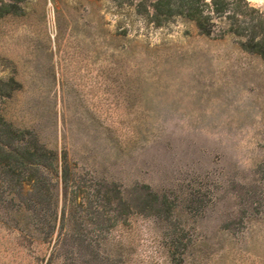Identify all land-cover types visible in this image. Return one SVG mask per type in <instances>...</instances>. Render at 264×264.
I'll return each instance as SVG.
<instances>
[{
	"label": "rangeland",
	"instance_id": "obj_1",
	"mask_svg": "<svg viewBox=\"0 0 264 264\" xmlns=\"http://www.w3.org/2000/svg\"><path fill=\"white\" fill-rule=\"evenodd\" d=\"M154 1L0 0V264H264V0Z\"/></svg>",
	"mask_w": 264,
	"mask_h": 264
},
{
	"label": "trees",
	"instance_id": "obj_2",
	"mask_svg": "<svg viewBox=\"0 0 264 264\" xmlns=\"http://www.w3.org/2000/svg\"><path fill=\"white\" fill-rule=\"evenodd\" d=\"M230 1L232 0H155L150 4L151 12L147 13L146 20L156 28H161L170 21L182 19L192 23L199 34L208 36L215 27V19L220 17L235 19L237 16L245 15L239 6L230 9ZM236 1H243L246 8L249 7L245 0ZM118 6L120 7V3ZM249 30L255 35L254 25L249 26ZM228 32L234 35H242L240 34L241 29L234 23L231 24ZM257 53L264 57L263 52L258 51ZM26 154L36 155L28 151Z\"/></svg>",
	"mask_w": 264,
	"mask_h": 264
}]
</instances>
